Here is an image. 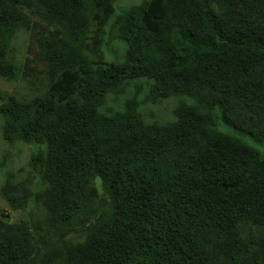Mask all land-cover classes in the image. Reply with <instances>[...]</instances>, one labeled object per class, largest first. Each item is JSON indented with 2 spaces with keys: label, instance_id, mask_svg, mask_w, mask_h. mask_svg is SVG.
Instances as JSON below:
<instances>
[{
  "label": "trees",
  "instance_id": "obj_1",
  "mask_svg": "<svg viewBox=\"0 0 264 264\" xmlns=\"http://www.w3.org/2000/svg\"><path fill=\"white\" fill-rule=\"evenodd\" d=\"M118 6L0 0V264H264V0Z\"/></svg>",
  "mask_w": 264,
  "mask_h": 264
},
{
  "label": "rangeland",
  "instance_id": "obj_2",
  "mask_svg": "<svg viewBox=\"0 0 264 264\" xmlns=\"http://www.w3.org/2000/svg\"><path fill=\"white\" fill-rule=\"evenodd\" d=\"M141 2V0H129L126 2V0H122V2H117L119 6L117 8H121L123 6H127L130 4H137ZM24 56H31L30 51H25ZM39 69H42V66L39 67ZM31 88V85H28L25 81H19L15 83L5 82L0 79V90L1 93L5 94V97H7L9 94L12 93H19L21 97L26 96L29 94V89ZM31 90V89H30ZM33 92H36L35 90H32ZM4 99H0V103H2ZM8 154V162L7 165L9 168H11L14 172H19L20 165L25 164L29 160V156L31 154V149L28 146L24 145H16L12 147L11 145L5 143L1 136L0 132V161L3 159L5 155ZM19 164V168H18ZM5 215L10 216L9 218L5 217ZM29 213L27 210L21 211L20 209L14 210L10 205L7 203L5 199L0 195V219H10L12 222L19 221L22 218H29Z\"/></svg>",
  "mask_w": 264,
  "mask_h": 264
},
{
  "label": "clouds",
  "instance_id": "obj_3",
  "mask_svg": "<svg viewBox=\"0 0 264 264\" xmlns=\"http://www.w3.org/2000/svg\"><path fill=\"white\" fill-rule=\"evenodd\" d=\"M129 0H126V2H128ZM131 1V0H130ZM117 2H122V0H117ZM143 2V0H141V2H139V3H137V4H130V5H133V6H136V5H139V4H141ZM130 5H128V7L130 6ZM1 80H3V81H5V82H8L6 79H1ZM17 82H19V81H17ZM10 83H15V82H10ZM16 93H12V94H9L8 96H10V95H15ZM1 122V121H0Z\"/></svg>",
  "mask_w": 264,
  "mask_h": 264
}]
</instances>
